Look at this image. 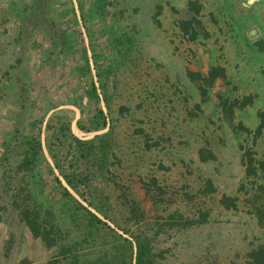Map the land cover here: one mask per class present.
Returning a JSON list of instances; mask_svg holds the SVG:
<instances>
[{
  "label": "rangeland",
  "instance_id": "obj_1",
  "mask_svg": "<svg viewBox=\"0 0 264 264\" xmlns=\"http://www.w3.org/2000/svg\"><path fill=\"white\" fill-rule=\"evenodd\" d=\"M72 1L87 55L90 40L103 54L108 38H130L108 52L114 83L107 84L108 107L100 99L105 125L96 130L77 126L70 102L82 87L72 67L81 44L71 53L51 44L62 28L71 31L69 12L51 24L45 16L42 25L30 0H0V264H45L57 252L31 234L11 204V194L26 189L37 204L50 205L57 244L72 247L63 264L92 259L114 232L130 241L147 237V264H251L247 253L264 247L254 212L258 207L264 219V0H112L101 29L94 16L83 24ZM81 1L87 9L90 0ZM90 66L93 72L91 59ZM211 66L217 75L210 80ZM49 104L56 106L45 111ZM55 112L81 139L110 131L114 154L95 196L106 197L107 214L98 215L112 230L75 223L71 202L44 185L54 182L42 161L31 170L16 166L21 142L34 135L51 163L45 123ZM33 118L41 121L31 129ZM223 195L232 203H221Z\"/></svg>",
  "mask_w": 264,
  "mask_h": 264
},
{
  "label": "trees",
  "instance_id": "obj_2",
  "mask_svg": "<svg viewBox=\"0 0 264 264\" xmlns=\"http://www.w3.org/2000/svg\"><path fill=\"white\" fill-rule=\"evenodd\" d=\"M57 0H30V9H36L40 14H36L39 17L38 24H42L43 17H47L50 24L55 22L53 18L58 20L59 15L69 12L70 21L67 23L68 27H71V31L61 29L62 39L60 42L55 41L53 35L50 36L51 44L60 45L62 51H68L71 53L77 51L73 48V45L77 42L80 46V61L79 63L72 65L75 66L80 84L82 83L81 91L77 94L76 98L70 102L77 107L79 111V117L77 118V126L83 130H96L105 125L104 111L100 105V99L104 100L105 105L108 107L109 94L107 92V84L109 82L114 83V79H110V75L114 69V55L108 54L112 47H116L117 43L123 42V40H129V36L126 38L116 37L108 38L107 52L103 54L100 51H96L94 44L90 40V55L86 53V47L83 42L82 32L76 17L75 7L72 0H66L59 4ZM10 2L8 1V4ZM77 8L79 11V17L84 24L85 16L89 18L97 19L99 28L103 26L101 24L102 19H106L108 16V8L112 5V0H90L88 8L84 9L81 0H76ZM12 5V3H11ZM65 5V6H64ZM57 17V18H56ZM59 21V20H58ZM186 21L184 20V23ZM35 24V23H34ZM106 29H102L105 31ZM73 35H77V38H73ZM78 44V45H79ZM121 47H116L115 52L118 53ZM114 54V51L112 52ZM90 59L94 64L92 72V66H90ZM114 72V71H113ZM208 78L211 80L217 75L216 68L211 66L208 69ZM114 74V73H113ZM95 76V78L93 77ZM97 82V83H96ZM97 88H100L101 95ZM100 95V96H99ZM86 98L87 102L92 103V107L84 110L82 105L83 99ZM65 103V102H64ZM56 106L49 104L45 107V111L54 108ZM85 112V115H84ZM59 121H55L59 119ZM39 123L40 120L33 118L30 120V128L35 123ZM57 122V123H56ZM34 124V125H33ZM35 128V129H36ZM45 128L49 130L47 139L45 142L46 151L50 157L51 163L46 160L44 153L42 152V145L39 138L32 136L30 139H24L20 145L19 159L17 161L18 169L31 170L35 164L42 161L47 172V177L54 182V185L50 182L44 184L51 188V193H59L60 196H64L66 200L71 202V206L68 210L69 217L75 222H84L86 227H92L98 229L100 226H104L109 230H112L108 224L98 215L106 216V210L104 205L106 197L96 198V182L99 179V175L103 174L108 156L113 155L111 151V137L110 131L107 130L100 134H95L94 137L89 139H81L70 130V119L64 118L55 112L51 113L45 123ZM245 162V170L247 171L251 166L250 155L247 154V161ZM261 167L263 162L260 161ZM56 169L57 172L54 170ZM61 178L64 180L62 182ZM9 181V177L7 182ZM45 182V181H44ZM92 185V186H91ZM69 188L76 193L81 200L85 202L83 204L78 198H76ZM59 191H56V190ZM24 195L16 190L11 194V204L17 210L19 218L27 226L33 236L39 237L46 246H57V252L50 256L45 264H63L62 259L72 252L70 244H57L59 231L58 226L55 225L53 220V212L49 204L42 205L37 204L32 198V194L26 189ZM33 199V203L32 200ZM29 200L31 202H29ZM226 200L230 201L231 197L223 195L219 201L225 205ZM230 203H232L230 201ZM254 212L257 214V221L260 225H264V219L261 217V210L258 207L254 208ZM79 210V211H78ZM79 220V221H78ZM89 231L87 234H90ZM83 236V237H84ZM82 237V238H83ZM87 239H85L86 241ZM149 240L147 237L141 235H133V241H130L125 236H121L119 233L114 232L108 238H103L100 247L92 259L86 260L84 264H147L150 261L149 252ZM134 247V251L132 248ZM247 255L251 258V264H264V247L258 245L251 249ZM72 261L78 260L76 252L71 255Z\"/></svg>",
  "mask_w": 264,
  "mask_h": 264
}]
</instances>
